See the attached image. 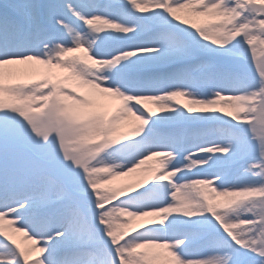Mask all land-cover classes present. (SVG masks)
Listing matches in <instances>:
<instances>
[{"label": "snow or ice", "instance_id": "obj_1", "mask_svg": "<svg viewBox=\"0 0 264 264\" xmlns=\"http://www.w3.org/2000/svg\"><path fill=\"white\" fill-rule=\"evenodd\" d=\"M0 264H264V0H0Z\"/></svg>", "mask_w": 264, "mask_h": 264}, {"label": "bare ground", "instance_id": "obj_2", "mask_svg": "<svg viewBox=\"0 0 264 264\" xmlns=\"http://www.w3.org/2000/svg\"><path fill=\"white\" fill-rule=\"evenodd\" d=\"M38 67L40 68L41 72L45 71L42 68V66H38ZM58 74L59 75H64V73H60L59 70H58ZM181 102H183V100ZM118 103H120V102L119 101H115V100L109 102V106H108L107 110L111 111V107L116 105V104H118ZM223 111H229L230 112L231 110L230 109H223ZM121 131L122 132H128V131H130V128L127 126V124H124V125L121 126ZM154 167H156L154 161H149L146 165L142 166L141 170H137L136 173H132L128 177H117L116 179H114L112 181V185L111 186L112 187H116V188H126L128 186L127 182L129 180H140L141 177H144V176L146 178L147 176L151 175V172L146 171V170L150 169V168H154ZM223 199L224 198H218L219 201H222ZM134 223H139V221H134ZM16 238L18 240H21V241L23 239L20 236H17ZM23 246L26 247V248L30 247V245H28V244H23Z\"/></svg>", "mask_w": 264, "mask_h": 264}, {"label": "rangeland", "instance_id": "obj_3", "mask_svg": "<svg viewBox=\"0 0 264 264\" xmlns=\"http://www.w3.org/2000/svg\"><path fill=\"white\" fill-rule=\"evenodd\" d=\"M53 71L56 72V73L58 74V70H53ZM143 179H145V176H144V177H141L140 180H129V181L127 182L128 186H127L126 188H128L130 185L135 184V183H137V182H139V181H141V180H143Z\"/></svg>", "mask_w": 264, "mask_h": 264}]
</instances>
